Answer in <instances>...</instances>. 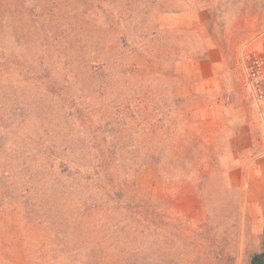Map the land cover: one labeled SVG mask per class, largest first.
<instances>
[{"label": "rangeland", "instance_id": "obj_1", "mask_svg": "<svg viewBox=\"0 0 264 264\" xmlns=\"http://www.w3.org/2000/svg\"><path fill=\"white\" fill-rule=\"evenodd\" d=\"M41 3L29 4L39 11ZM73 5L91 11L94 29L84 43L99 57L94 65L103 63L95 77L82 70L72 89L76 98L86 96L93 123L103 132L108 155L103 184L115 199L107 198L105 211L114 215L113 223L130 218L116 203H137L142 219L165 229L170 264H248L264 243V137L238 55L244 47L264 53V0H73ZM38 30L31 20L24 22L19 42L6 32L0 52L38 72L44 51ZM97 41L104 45L101 54L92 46ZM15 70L12 66L0 84V97L7 92L10 104L11 91V99L25 106L39 102L37 89L22 83ZM8 78L16 96L7 88ZM6 141L0 139V146ZM10 160L4 148L0 264H41L28 261L26 223L12 211ZM111 230L104 227L95 239Z\"/></svg>", "mask_w": 264, "mask_h": 264}, {"label": "trees", "instance_id": "obj_2", "mask_svg": "<svg viewBox=\"0 0 264 264\" xmlns=\"http://www.w3.org/2000/svg\"><path fill=\"white\" fill-rule=\"evenodd\" d=\"M41 2L37 11L30 0H0V37L10 32L19 42L23 23L31 20L40 27L44 50L36 73L21 59L0 52V84L15 66L21 82L40 94V101L32 106L11 99V91L10 104L5 101L7 92L0 97V139H7L0 152L5 148L10 155L6 166L12 189L9 200L12 211L26 223L23 237L28 240V261L170 264L165 229L157 230V225L142 219L136 211H143V206L116 203L115 209H127L130 217L116 223L114 215L105 211L107 198L115 199L103 184L108 170L103 132L93 123V113L84 103L86 96L82 92L76 98L77 90L72 89L82 80V70L95 77L103 69V63L94 65L99 57L90 55L91 43H84L94 29L88 22L91 11L74 7L73 0ZM92 46L97 54L104 49L100 41ZM8 80L7 88L16 96L15 85ZM104 227H112L108 237L95 239ZM248 264H264V243Z\"/></svg>", "mask_w": 264, "mask_h": 264}, {"label": "built area", "instance_id": "obj_3", "mask_svg": "<svg viewBox=\"0 0 264 264\" xmlns=\"http://www.w3.org/2000/svg\"><path fill=\"white\" fill-rule=\"evenodd\" d=\"M238 63L264 137V53L253 47H244L238 55Z\"/></svg>", "mask_w": 264, "mask_h": 264}]
</instances>
